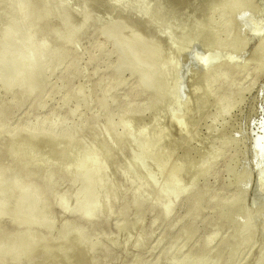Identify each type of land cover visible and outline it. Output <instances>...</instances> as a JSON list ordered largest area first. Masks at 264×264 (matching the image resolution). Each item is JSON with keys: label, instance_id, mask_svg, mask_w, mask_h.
<instances>
[{"label": "rangeland", "instance_id": "obj_1", "mask_svg": "<svg viewBox=\"0 0 264 264\" xmlns=\"http://www.w3.org/2000/svg\"><path fill=\"white\" fill-rule=\"evenodd\" d=\"M153 1L155 8L150 7ZM159 1L163 0H36L34 13L62 23L54 30V36L60 39L68 31L80 34L86 11L98 26L116 23L137 31L144 39L142 29L133 25L138 15L131 7L138 3L153 11ZM164 1L161 7L169 8L155 16L160 20L157 22L166 19L169 22L163 20L164 24L178 29L180 23L185 27L196 19L201 24V17L209 9H205L207 0H179V10L186 11H180L181 15L178 8L170 6L172 0ZM214 1L212 6L217 3ZM23 2L0 0V79L19 65V87L33 95L43 74L33 69L46 60L49 47L39 46V22ZM188 2L197 8L199 5L196 13L204 15H196L195 7ZM254 5L259 11L246 25L241 43L226 41L217 27L219 19L213 16L207 21V15L206 23L199 25L200 29L207 28L205 34L202 31L192 38L189 29H184V41L172 44V30L176 31L170 26L172 33L168 31L155 41L156 64L166 83L156 108L124 112L122 99L114 103L113 112H101L95 122L78 124L85 109L72 100L60 105L63 113L70 114L69 120L61 118L64 114L53 121L47 116L42 126L35 127L37 118L56 106L57 100H49L24 131L0 133V233L17 231L21 235L18 240L11 238L0 244V264H132L139 258L145 264H153L157 258H161L159 264L181 260L193 264L187 258L189 246L181 239L167 243L161 239L160 230L165 224L181 228L203 217L190 215V198L204 183L207 160L222 162L218 142L224 133L230 137L239 133L246 139L245 159L251 169V182L245 205L251 206L264 170L252 153L254 140L264 137V71L255 81L252 76L246 77L238 85L240 98L227 107L219 99L230 94L232 81L227 78L211 88L202 73L212 74L220 67L224 76L236 64L245 73L254 65L264 37V0H254ZM170 9L178 14L175 17L181 15V22L171 18L174 15ZM169 34H173L171 38ZM136 54L140 67L151 65ZM70 132L73 134L66 138ZM259 157L264 163V153ZM15 166L19 168L17 174ZM29 177L39 186L48 182L46 196L51 213L39 221L35 219L37 195L31 188L22 187ZM224 182L233 187L229 179ZM209 216L213 224L204 235L216 243L230 228L223 218L212 213ZM252 226L253 219H243L241 232L248 235ZM259 245L256 243L247 257L253 259ZM214 264L223 263L220 260Z\"/></svg>", "mask_w": 264, "mask_h": 264}, {"label": "bare ground", "instance_id": "obj_2", "mask_svg": "<svg viewBox=\"0 0 264 264\" xmlns=\"http://www.w3.org/2000/svg\"><path fill=\"white\" fill-rule=\"evenodd\" d=\"M23 1V5L28 12L34 15L39 22L42 37L39 46H48L49 50L46 60L33 69L34 72L43 73L41 80L38 81L35 94L30 95L25 89L19 87V79L22 73L19 65L14 66L11 71L6 72L1 77L0 133L9 130L24 131L29 120L36 115V111L46 107L49 100H57L56 106L52 107L46 115L39 116L35 127L42 126L47 116L49 117H47V120L53 121L59 115L64 114L61 118L69 120L70 114L63 113L60 105L63 106L72 100L77 104H81L85 109L78 124H82L83 121L95 122L101 112H113L114 103L122 99L125 100L123 103L125 104L124 112L143 107L156 108L159 105L161 94L165 91L166 83L161 75L160 67L156 64L158 54L155 41L166 32L167 34L168 31L171 32L172 28L170 26L176 32L172 30L174 35L169 34L171 35L169 38L173 35L170 40L172 44H176L184 41V29H189L192 38L196 34V37H198V34L202 31L203 34L208 32L207 28L200 29L199 25L204 21L206 23V20L213 19L214 16L219 19L217 27L224 32L225 40L241 43L244 40V32L248 28L246 25L251 24L253 14L259 11L254 5V0H216L214 2L218 4L215 3L217 5L214 4V6H212L213 0H207V3L204 2L206 7L200 5V8H209L207 9L208 13H205L206 16L203 12L196 13L199 12V5L197 8L194 3L191 4L194 0L192 2L190 0L191 3L186 4L195 7V11L190 8L196 15L203 14L207 19L205 20L206 17L200 15L204 21H200L201 24L198 21L197 24V19H193L195 16L188 14L189 17L193 16L191 17L194 20L191 21L193 23L185 25L189 28L181 26L183 24L180 23L181 27L179 26L178 29V26L174 27L170 23V26L164 24L169 20L163 19L164 22H162L163 20L159 22L160 20L156 18L162 15L161 10L163 8L167 10L169 8L168 5L161 7L164 0L158 2L161 5L159 4L156 10H154L153 4L155 3L153 1L151 4L153 6H150L154 7L153 11L152 8L150 11L148 7L142 8L141 5L135 3L132 5L131 10L138 17L133 18V25L142 29L140 32L144 33V39L139 37L137 31L127 30L116 23L98 26L95 21L91 20L88 11H86L84 19L81 21L80 34L68 31L67 36L60 39L54 36V30L59 26L62 27V23L48 20L43 13H34L36 0ZM155 1L157 3V0ZM177 1L172 0L171 4L169 3L173 10L175 8L180 9L178 7L180 5H177L180 1ZM168 2L170 1L168 0ZM196 8L198 11H196ZM173 10L171 15L174 16L171 18H177L176 20L181 22V13L186 12L185 9L179 11L176 9L177 13L181 11V15L179 14L178 17H175L178 14H172ZM169 14L170 12H168V16H171ZM163 15L166 16L167 14ZM167 18L169 19V17ZM186 19L182 20L185 22ZM157 20L159 21L157 22ZM245 27L247 28L245 29ZM134 52H137L136 56H141V59L149 61L151 65L147 68L140 67ZM254 62V65L249 67L245 73L240 72L237 64L231 66L224 76L221 74L220 67L212 74L203 71L204 79L211 88L216 83L221 85L227 78L232 81L230 94H225L219 99L224 107L233 105L234 101L240 98L238 85L246 77L252 76L255 81L259 74L264 71V37L261 40ZM173 99L176 100V98ZM77 129L76 126L75 131ZM72 132L66 138H69L73 134ZM245 140L242 134L238 133L237 136L230 137L224 133V136L221 135L218 142V155L222 158V162L209 159L204 164V183L190 198L192 201L190 215L201 216L204 214L201 220L199 222H188L181 228H175L170 224L161 227V239L167 240V243L181 239L185 245L189 246L187 258L192 259L193 264H214L220 260L223 264H264V170L259 176L260 189L255 194L251 206L247 207L245 204L251 182V169L245 159ZM252 153L257 164L260 167L264 166L259 157L261 153H264V137L254 140ZM88 163L89 160L85 161L83 165L87 166ZM14 170L17 174L19 168L15 166ZM225 179H229L233 187H228L224 182ZM47 186L48 182H46V186H39L30 177L22 182V187L31 188L37 195L39 207L35 209L36 221L45 216H50L51 213V202L46 196ZM209 213L215 215L216 218H223L230 228V231L216 243H212L211 239L204 235L206 230L213 224V218L209 216ZM246 218L253 219V226L248 235H244L240 229L242 220ZM62 228L60 235L64 233L66 226L64 225ZM16 232H1L0 244H4L11 238L18 240L21 235L20 232ZM256 243L260 245L257 247L255 257L251 259L247 257V253ZM169 259H171L170 256H168V262ZM160 260L161 258L155 259L153 264H159ZM132 264L145 263L144 260L139 258ZM176 264H185V260H181Z\"/></svg>", "mask_w": 264, "mask_h": 264}]
</instances>
